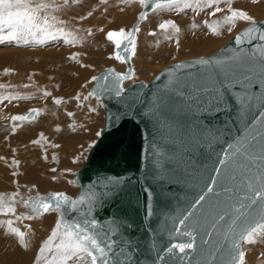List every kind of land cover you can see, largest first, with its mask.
<instances>
[{"label": "water", "instance_id": "water-1", "mask_svg": "<svg viewBox=\"0 0 264 264\" xmlns=\"http://www.w3.org/2000/svg\"><path fill=\"white\" fill-rule=\"evenodd\" d=\"M165 2L170 0H146L127 39H122L119 31L109 30L106 33L107 37L109 32L116 33L111 39L114 43L113 55L116 59L119 56L117 60L125 63L126 68L123 72L102 70L97 77L107 73L132 75L130 52L135 29L146 19L147 12L154 10L158 3ZM262 24L264 20L245 25L207 56L166 65L147 83L139 81L128 84L124 87L128 90L127 95L122 99L116 98L114 92L104 94L94 83L91 92H100L104 107L102 133L76 174L80 190L75 196H68L70 200L77 201L76 210L72 212L70 205H62L64 214L82 220L83 214L87 213L88 219H96L103 227L113 231L117 230V225L130 224V228L120 227L116 238L132 242L134 251H129L127 245L123 249L132 258L131 264H181L178 250L171 255L166 252L171 244L190 242L191 238L184 235V232L191 229L187 225H180L179 220L205 189L206 181L215 175L214 168L218 166V159L224 157L222 150L227 149V144L242 141L253 132L264 131V120L259 117L264 112V85H261L258 78L260 65L256 64L255 72L250 74L251 82L246 88L233 80L223 89L225 108L228 111L218 115H204L203 110H198L195 105L189 109L183 104L182 97H176L179 91L177 86L181 81L196 75L197 69L213 76L220 71V67L214 64H197L200 60L238 64L239 60L234 58L241 52L251 55L250 49H255L259 41L249 45V38L241 34L248 28H257ZM237 36H241L243 48L234 43ZM255 51L258 53L259 49ZM188 64H196V68L176 67ZM169 97L174 98L176 103L167 106L154 103L159 98L167 101ZM133 99L135 103H131ZM240 112H243V116L239 115ZM224 121L228 122L231 131L220 136L216 129H222ZM205 127L207 131L202 130ZM115 177L121 179L123 190L117 196L102 200L101 186L110 183L106 178ZM145 190L152 193L150 201ZM81 198L84 201L82 204L79 203ZM147 202L151 203L153 209L150 217L145 214ZM245 211L255 218L254 223L246 225L243 219L235 224L231 221L227 224L221 222L220 230L214 238V264H237L239 242L253 226L263 222L257 211ZM197 215L201 216L202 212ZM202 233L203 228L199 233H194L196 249L188 250L183 264H203L205 259H213L207 256V252L199 251V237Z\"/></svg>", "mask_w": 264, "mask_h": 264}, {"label": "rangeland", "instance_id": "rangeland-1", "mask_svg": "<svg viewBox=\"0 0 264 264\" xmlns=\"http://www.w3.org/2000/svg\"><path fill=\"white\" fill-rule=\"evenodd\" d=\"M111 1L112 0H110L108 4H103L99 2V0H95V3L87 8L89 9L87 10L84 0H29L30 6L32 7H35L37 4L49 5L47 10L39 13V15L42 18L47 16L50 27L48 28L47 35L38 32L36 36H29L27 39L30 41L46 40L47 43L37 44L33 42L25 45L21 41L20 45H17L15 42H6V34L0 33V35H5V42H0V237L2 238L7 235V230L9 232L13 231V220L18 221L25 219V224L19 223L20 225L18 224L16 228L20 231L25 230L26 242H32V239L37 235V230L35 231V228L30 226V222L32 221L31 223L34 224L38 219L47 214L53 219V217H58L57 212L54 210L44 215L32 213L29 209L26 212H22L23 215L21 214L20 216L17 208L25 202L28 203V201L29 204H34L35 201L40 198L46 199L49 192L66 193L73 196L78 191L79 186L76 185V173L83 166L85 162L84 158H86L88 150L99 138L103 128L104 113L103 104H101L102 101L98 99L101 107L99 108L97 107L96 96L89 95L91 93L90 89L94 84L91 78L97 76L102 70H114L116 64L122 63L114 58V45L106 38V33L104 34L101 31L106 25L108 26V24L112 25L115 23L112 22V20L117 10L119 13L122 11L124 5L136 0ZM137 1L140 2L141 7L136 16L134 15L135 17L133 18L135 19H132V21L128 20V22L120 25L118 28L109 26L110 29H116L115 31L124 30L123 39L129 37L133 22L139 17V13L143 9L142 7L146 5L145 0ZM244 2L248 3L246 1ZM182 3L185 2L179 0L176 4L163 3L161 7L166 5V12H169L166 16H171L170 19H172L179 11L183 10L182 8L177 9V5L180 7L179 4ZM261 3L256 4L258 12L250 15L255 22L264 20V11H262L264 10V2ZM101 4L105 6H100ZM112 4L117 7L114 5L112 7ZM240 4L243 3L240 2ZM97 5L100 7V10H96ZM209 7L212 8L211 6ZM104 8H108V12L107 10L104 11ZM130 8L131 6H128L127 10ZM228 8V12H230V9H233L230 8V6ZM244 8L245 7H243L242 10H244ZM111 9L113 11H111ZM177 23L176 26L179 25V23ZM240 23L242 26L238 24L230 29V31L228 30L220 33L217 37L214 36L216 39L214 38V41L211 42L212 44L208 46V49L186 46L178 48L176 55L165 59V61L163 60L161 64H155L150 68L151 70L149 69L146 71L147 73L143 71L144 69L140 64L143 59L141 56L145 54V52L143 46L141 49L139 41L142 38H149V36L153 34L154 25L149 24V22L142 24V27L140 26L138 30V37L141 36V38L139 41L137 40L138 47H135V55L133 63H131L133 76L134 73L138 76L141 70L146 74L143 75V77L132 80V82L143 81L147 83L159 70L168 64L184 59L207 56L213 53L230 39L234 35L233 33L249 24V22L246 21H241ZM97 24L99 26H97ZM103 24L106 25L104 26ZM163 35L172 42L175 39V33H169L168 30L164 31ZM53 36L56 37L55 40L52 39ZM93 43L95 44L94 46L98 48L97 51H95V47L93 50ZM204 43H206L205 40H203V44ZM91 46L92 49L90 51ZM198 47H200V45H198ZM58 72H62L63 74H59ZM63 76L67 78V81L61 78ZM71 79H74L76 83ZM74 84L76 86H74ZM30 89L33 90L30 91ZM76 93L80 97L79 101H77L79 103H75V98L78 97ZM51 95L53 96L51 97ZM90 96L94 99L92 98L89 103L84 104L85 99L90 98ZM60 100L64 105L53 107L56 101ZM95 104L96 106L94 107ZM80 107H83V109ZM89 108H93L95 111H89ZM29 112H31L32 115L34 112V115L29 116ZM35 113L39 115L38 118ZM16 117H22L23 119H16ZM97 133L100 134L97 135ZM46 182L47 184L66 183V186H70H68L67 190L72 191V189H74L75 191L73 193L67 190L65 192L63 190L44 188H40L41 191L40 189L37 190L39 183L44 184ZM26 207L29 208V206ZM15 209H17V213ZM56 225L57 223L53 225L48 236L56 232ZM62 232L63 231H57L55 233V243L53 241L52 244L44 242L47 250L46 252H49L46 253L47 257L48 255L51 258L56 256V250L59 248V243H61V237H63ZM18 233L12 232L9 235L16 238ZM34 233L36 234L34 235ZM27 236H30L29 240H27ZM250 238V241H252L251 243L244 242L243 244V241L241 242L239 252H243L244 255H249L250 251L248 248H254V250L251 249L253 252L250 254L254 255L255 253L256 255L247 257L246 261H248V263L246 264H257L259 259L257 260L256 257L260 258L259 254H264V239L262 240L261 237L255 235ZM44 240L46 241V237L43 238V241ZM41 242L42 240L40 239L39 249L34 254H31L28 264H38L42 260L41 255L44 253V248L42 246L44 245ZM255 242L258 243L256 244ZM53 244L55 246H51ZM255 248L257 249L255 250Z\"/></svg>", "mask_w": 264, "mask_h": 264}, {"label": "snow or ice", "instance_id": "snow-or-ice-1", "mask_svg": "<svg viewBox=\"0 0 264 264\" xmlns=\"http://www.w3.org/2000/svg\"><path fill=\"white\" fill-rule=\"evenodd\" d=\"M218 2V0H213ZM264 0H252V4H260ZM171 4L177 3V0H170ZM49 5L37 4L35 7L30 6L29 0H0V33L6 34V42H15L20 45L21 41L27 45L29 43L45 44L46 40L30 41L29 36H36L38 32L48 34L47 16L43 18L39 15L45 12ZM219 11V9H217ZM231 16L227 17L229 23L242 20L255 24L253 17L243 10H231ZM160 28H165L161 24ZM256 33V35H253ZM124 33L121 31L120 35ZM115 32L108 33V39L115 36ZM241 36L249 38L248 44L253 41H259L255 49H250L251 55L244 52L234 58L239 60L238 64L226 61L200 60L197 64L209 65L214 64L220 67V71L215 75L200 72L197 69L196 75L191 79L181 81L178 84L179 91L176 97L183 98V104L191 109L195 105L198 110H203L202 114H215L226 112L223 89L228 83L235 80L237 84L247 87L251 82V75L255 72V65H260L258 78L261 85H264V24L257 28H248ZM241 36H237L234 43H238L243 48ZM56 39L55 36L52 37ZM0 42H5V35H0ZM119 41L117 44L119 45ZM131 43V41H129ZM127 51V49H125ZM120 57L117 56V59ZM177 68H196V64L177 65ZM131 74L119 75L107 73L103 76H93L92 81L98 85L101 92L109 94L114 92L118 99L127 95V89L121 86V82L129 79ZM111 80V83H108ZM105 81V83H100ZM97 99H101L100 92L90 93ZM59 103V101H56ZM135 103V99L131 101ZM157 106L163 104L176 103V100L169 97L167 101L159 98L154 102ZM243 104V101H241ZM207 105V107H205ZM89 111H95L89 108ZM239 115L243 116V112ZM264 120V112L259 114ZM16 119H23L16 117ZM222 129L217 128L216 132L220 136L230 133L227 121L223 122ZM202 130L207 131L205 127ZM100 133H97L99 135ZM224 151V157L219 158L214 168L215 175H211L206 181V187L186 209V214L182 215L179 220L180 225H187L189 230H185L184 235L190 237V242L174 243L166 249L167 254L171 255L174 251L181 254L179 259L183 264V258L188 255V250L196 249V235L203 228V233L199 237L201 253L207 252V256L213 259H205L203 264H214V245L215 236L220 230L221 222L227 224L231 221L235 224L238 220L243 219L245 224L255 222L254 217L246 212V209L257 211L261 221H264V131L253 132L250 137L244 140H237L235 143H228ZM219 156V154H217ZM110 183H105L100 188V198L114 197L123 190V183L120 178H106ZM146 197L150 201L152 193L145 190ZM54 202V203H53ZM83 198L79 203H83ZM62 205H70V211L75 212L77 201L70 200L64 193H56L47 199H39L35 202L34 211H43L45 213L54 211ZM202 212L201 216L197 213ZM146 217L153 214L152 205L147 202L145 205ZM227 218V219H226ZM71 223H68L59 248L56 250V259L52 264H131V257L124 251L127 245L129 251H134L130 240L121 241L116 237L119 234V228H130V224L122 223L117 225V230L113 231L103 227L96 219H88L87 213L83 214L82 220H76L69 217ZM195 221V223H193ZM11 223V222H9ZM255 229L253 228L252 231ZM179 231V229H177ZM249 235L251 232L248 233ZM22 236V234H20ZM23 241L21 240V243ZM251 243L252 241H248ZM244 253L240 252L241 259ZM163 259V257H158Z\"/></svg>", "mask_w": 264, "mask_h": 264}, {"label": "bare ground", "instance_id": "bare-ground-1", "mask_svg": "<svg viewBox=\"0 0 264 264\" xmlns=\"http://www.w3.org/2000/svg\"><path fill=\"white\" fill-rule=\"evenodd\" d=\"M85 1V5H86V9L91 7L93 5V3H95V0H84ZM97 1V0H96ZM113 1V0H112ZM111 1V2H112ZM118 1V0H117ZM146 1V0H145ZM179 1V0H177ZM184 1L185 3H182V4H179L180 7H178L177 5V9H183L182 11H179L177 13V15H174L172 17V19H170V17H167V13H169L168 11L166 12L167 8L165 6H162L163 3H158L156 8L152 11H149L147 12L146 14V19L143 20L135 29V37L133 39V43H132V47H131V62L133 63V59H134V50H135V47H138L137 43L138 41L140 40L141 36L138 37V30L140 28V26L144 23H147L149 22V24L151 25H154V31H153V34H151L149 36V38H142L140 41H139V45L141 44V49H142V46L144 47V52L145 54H143L141 56V58H143L141 60V66L142 68L144 69L143 71H147L149 70L150 68H152L155 64H161L162 61L167 58H170L174 55H176V52L178 51L177 49L178 48H183V47H196L198 49H208V46H210V44H212L211 42L214 41V36H218L220 33H223L225 31H230V29H232L233 27H235L236 25H241V21L242 20H237L235 22H232V23H229L228 20H227V17L231 16V11L228 12V7L230 6V8H233L231 10H242L243 7L245 12H247L249 15H253V14H256L258 12V9L256 8V4H252V0H220L218 2H213V0H182ZM244 1L248 2V3H245ZM99 2L103 3V4H108V2H110V0H99ZM129 2V1H128ZM240 2H242L243 4H240ZM165 3H170V2H165ZM100 4V3H98ZM145 4V3H144ZM176 4V3H175ZM248 4V5H247ZM262 4V3H261ZM111 5V4H110ZM114 4H112V7H113ZM140 2H138L137 0L136 1H133V2H130L126 5L123 6L122 8V11H120L118 13V10L116 11L117 13H115L114 17H113V20L112 22H115L114 24L112 25H109L108 26L106 25H102L104 28L101 32H103L104 34L107 33L109 30H113V29H110L109 26L111 27H115V28H118L120 25H123L124 23L128 22V20H131L132 19H135L133 17L136 16L137 12L140 11ZM263 5V4H262ZM100 6H105V5H100ZM115 6V5H114ZM128 6H131L130 9L127 10V7ZM170 6V5H169ZM209 6H211L212 8H210ZM233 6V7H231ZM236 6H239V7H236ZM108 7V6H106ZM111 7V6H110ZM117 7V6H115ZM114 7V8H115ZM242 7V8H241ZM262 7V6H261ZM100 7L97 5V8L96 10H100L99 9ZM109 8V7H108ZM108 8L105 9L104 11L107 10L108 12ZM112 8V9H114ZM119 8V7H118ZM143 8V7H142ZM174 8V7H173ZM228 8V9H227ZM111 9V11H113ZM126 9V10H125ZM176 9V8H175ZM217 9H219V11H217ZM82 10V9H81ZM84 10V9H83ZM89 10V9H87ZM103 10V9H102ZM101 10V11H102ZM124 10V11H123ZM264 11V10H262ZM84 12V11H83ZM98 12V11H97ZM230 14L228 15L227 14ZM96 13V11H95ZM141 13V12H140ZM139 13V14H140ZM172 14V15H173ZM135 15V16H134ZM103 16V15H102ZM113 16V15H112ZM95 20V19H94ZM147 20V21H146ZM89 22V21H88ZM179 23L178 26H176V23ZM109 23V22H108ZM177 23V24H178ZM237 23V24H235ZM100 24V23H99ZM128 24V23H127ZM161 24H165V28L161 29L160 28V25ZM181 24V25H180ZM172 25V26H170ZM242 25H243V22H242ZM241 25V26H242ZM97 26H99L97 24ZM128 26V25H127ZM144 26V25H143ZM142 27V26H141ZM99 28V27H98ZM101 28V27H100ZM152 28V27H151ZM95 30V29H94ZM116 30V29H115ZM113 30V31H115ZM118 30V29H117ZM144 30V29H143ZM168 30L169 33H175V39L174 41H170L168 40V38L163 35V32ZM124 31V30H123ZM121 33V31H119ZM145 32V31H144ZM149 32V31H148ZM147 32V33H148ZM237 32V31H236ZM235 32V33H236ZM130 33H131V29H130ZM145 33V34H147ZM233 33V34H235ZM232 34V35H233ZM185 35V36H183ZM121 36V35H120ZM69 37V36H68ZM127 37V36H126ZM107 38V36H106ZM121 38L123 39V35L121 36ZM108 39V38H107ZM216 39V38H215ZM99 40V39H98ZM109 40V39H108ZM138 40V41H137ZM203 40L206 41V43L203 44ZM111 43L112 40H110ZM92 44V43H91ZM96 44V42H95ZM93 43V50H94V47H95V51L98 50V48H96V46ZM114 45V43H113ZM198 45H200V47H198ZM83 47V46H82ZM98 47V46H97ZM108 47V46H107ZM89 48V46H88ZM101 48V47H100ZM99 48V49H100ZM134 48V49H133ZM92 49V46L90 47V51ZM107 49V48H106ZM133 49V51H132ZM92 50V51H93ZM102 51V50H101ZM137 51V49H136ZM133 52V53H132ZM37 54V53H36ZM80 55V54H79ZM78 56V55H77ZM114 56V55H113ZM73 57V56H71ZM115 58V57H114ZM136 58V57H135ZM116 59V58H115ZM76 60V59H75ZM110 60V59H109ZM113 60V59H112ZM117 60V59H116ZM118 61V60H117ZM20 62V61H19ZM31 62V61H30ZM120 62V61H119ZM135 62V61H134ZM73 63V62H72ZM132 63H131V66H132ZM51 65V64H50ZM107 65V64H106ZM136 67V66H135ZM126 68V65L125 63H118L116 64L115 66V71L117 72H123ZM65 69V68H64ZM120 70V71H119ZM151 70V69H150ZM59 71V70H58ZM100 71V70H99ZM141 70V73L137 74L134 73V76H133V70H132V75L129 79H127L126 81L123 82V87H126L128 84L132 83V80H135L137 79L138 77H143V75H145L146 73L143 72ZM43 72V71H42ZM94 72V71H93ZM31 73V72H29ZM34 73V72H33ZM59 73V72H58ZM62 73V72H61ZM59 73V74H61ZM138 73V72H137ZM63 74V73H62ZM136 74V75H135ZM65 75V74H64ZM151 75V74H150ZM62 76V75H61ZM16 77V76H15ZM136 77V78H135ZM26 78V77H25ZM61 78H64L65 81H67V78L66 77H61ZM145 78V76H144ZM143 78V79H144ZM149 78V77H148ZM147 78V80H148ZM150 79V78H149ZM73 82L75 81L74 79H71ZM27 81V80H26ZM70 82V81H69ZM72 82V83H73ZM137 82V81H136ZM18 83V82H17ZM71 83V82H70ZM69 83V84H70ZM76 83V82H74ZM87 83V82H86ZM94 83V82H93ZM22 84V83H21ZM39 84V83H38ZM43 84V83H42ZM41 84V85H42ZM82 85V84H81ZM85 85V84H84ZM26 86V85H25ZM33 86V85H32ZM43 86V85H42ZM74 86H76L74 84ZM83 86V85H82ZM93 86V85H92ZM5 87V86H4ZM46 87V86H45ZM32 88V87H31ZM36 88V87H35ZM92 88V87H91ZM7 89V88H6ZM29 89V88H28ZM40 89V88H39ZM4 90V89H3ZM33 90V89H32ZM30 89V91H32ZM36 90V89H35ZM34 90V91H35ZM91 90V89H90ZM50 92V91H49ZM54 92V91H53ZM23 93V92H22ZM92 93V92H91ZM40 94V93H39ZM42 94V93H41ZM54 94V93H53ZM77 94V93H76ZM53 95H51L52 97ZM76 96V95H75ZM78 97L75 98V103L77 101H79L80 97L79 95L77 94ZM95 96V95H94ZM45 97V96H44ZM55 97V96H54ZM82 97V96H81ZM43 98V96H42ZM59 98V97H58ZM74 98V97H73ZM93 97L90 96V98L88 99H85L84 101V104L86 103H89V101L92 99ZM33 99V98H32ZM52 99V98H51ZM94 99V98H93ZM8 100V99H7ZM58 100V99H57ZM64 100V99H63ZM101 100V99H100ZM66 101V100H64ZM31 102V101H30ZM35 102V101H34ZM47 102V101H46ZM62 101L60 100L59 103L56 102L55 106L53 107H60L62 104L64 105V103H61ZM18 103V102H17ZM25 103V102H24ZM55 103V102H54ZM70 103V102H69ZM79 103V102H77ZM66 104V103H65ZM81 104V103H80ZM103 104V103H101ZM53 105V104H52ZM67 105V104H66ZM65 105V106H66ZM76 105V104H75ZM71 106V105H69ZM96 106V104L94 105V107ZM11 107V106H10ZM74 107V106H73ZM97 107L101 108L100 107V101L97 99ZM103 107V106H102ZM83 109V107H80ZM73 109V108H72ZM6 110V109H5ZM80 110V109H79ZM78 110V111H79ZM22 111V110H21ZM30 113V112H29ZM64 113V112H63ZM103 113H104V107H103ZM36 114V113H35ZM83 114V113H82ZM33 115H34V112H33ZM31 115V116H33ZM37 118H38V114H36ZM33 118V117H32ZM83 118V117H82ZM104 118V116H103ZM1 119V118H0ZM36 119V118H35ZM31 122V121H30ZM46 123V122H45ZM44 123V124H45ZM75 123V122H74ZM80 124V123H79ZM9 127V126H8ZM48 129V128H47ZM74 131V130H73ZM100 132V131H99ZM26 133V132H25ZM102 133V132H101ZM56 137V136H55ZM91 144V143H90ZM93 146V145H92ZM91 146V148H92ZM3 148V147H2ZM90 148V149H91ZM21 149V148H20ZM90 149L88 150L87 152V155H86V158L88 156V153L90 151ZM80 155V154H79ZM86 158H84L86 160ZM74 160V159H73ZM70 162V161H69ZM73 162V161H72ZM36 170V169H35ZM51 170V169H50ZM75 171V170H74ZM77 174V173H76ZM25 175V174H24ZM68 175V174H67ZM33 176V175H32ZM37 177V176H36ZM65 179V178H64ZM63 179V180H64ZM5 184V183H4ZM66 183H39L38 186H37V190L40 189V188H44V189H51V190H63L66 192L67 188L69 185H65ZM26 185V184H25ZM76 185L79 186V184H77L76 182ZM39 187V188H38ZM70 187V186H69ZM71 189V188H69ZM80 190V186L78 188V191ZM41 191V189H40ZM68 192H73L74 193V189H72V191L70 190H67ZM77 191V192H78ZM54 192V191H53ZM14 193V192H13ZM56 193H52V192H49V195L46 196V199L48 197H50L51 195H54ZM77 194V193H76ZM75 194V195H76ZM65 195L67 196H71V195H68L65 193ZM73 195V196H75ZM1 196V195H0ZM5 196V195H4ZM14 197V196H13ZM13 199V198H12ZM41 199V198H40ZM37 201V200H36ZM35 201V202H36ZM9 203V202H8ZM11 203V202H10ZM26 206H29L26 207ZM34 206H35V203L32 204L30 203L29 204V201L28 203L25 202L23 205H21L20 207H18V214L21 216V214L23 215L22 212H26L27 210L30 209V211L32 213H36V214H47V213H51V211L45 213L43 211H34ZM17 209L16 210V213H17ZM61 209V210H60ZM56 212H57V215L58 217H53V219L49 216V214L45 215L44 217L38 219L36 221V223H31L30 222V226H33L35 228V231L37 230V235H35L36 233H34V235L36 237H34L32 239V242L31 241H28V243L26 242V235L24 233V231H20L18 228H16V226L20 223V224H25L24 223V220H18V221H14V227L12 226V230L11 232H9L7 230V235H5L3 238L0 237V264H28L29 261H30V256L31 254H34L36 251H38L39 249V241L40 239L42 240V244L44 246H42L44 248V253L41 255L42 256V260L38 263V264H52V262L56 259V256H53L52 258L48 255H46V253H49V252H46V246L44 244L47 243V244H52V241L54 242L55 240V233L57 231H63L62 234L64 233V231L66 230V226L68 223H71V220L69 219V217H71L72 219H76L72 216H68L66 214H64V211H63V207H59V208H56L55 209ZM18 215V217H19ZM51 215V214H50ZM54 215V214H53ZM55 216V215H54ZM10 217V216H9ZM61 217V219H60ZM57 218V219H56ZM77 220V219H76ZM23 222V223H22ZM264 222V221H263ZM57 223L56 225V232H53L52 235L48 236V234L50 233V230L52 229L53 225ZM261 223V222H260ZM19 224V225H20ZM27 224V223H26ZM259 224V223H258ZM256 224L255 226H253L249 232H251V234L249 235L247 232L243 238L241 239V241L239 242V245H238V249L240 247V244L241 242L243 241V244L244 242H248L251 240V236H258V237H261L262 240L264 239V223H261V224ZM25 227V226H24ZM32 227V228H33ZM33 228V229H34ZM255 229L254 231H252V229ZM2 230V229H1ZM18 233V236L16 238L10 236L9 234L10 233ZM21 232V233H20ZM48 232V233H47ZM27 233V232H26ZM22 234V236L20 235ZM39 234V235H38ZM47 234V235H46ZM33 235V234H31ZM15 236V235H14ZM28 237V236H27ZM46 237V241L44 240L43 241V238ZM58 237V236H57ZM60 237V236H59ZM36 238V239H35ZM62 238V237H61ZM30 239V236L27 238V240ZM259 239V238H257ZM21 240L23 241L21 243ZM57 240V239H56ZM256 241V240H255ZM258 241V240H257ZM260 241V240H259ZM260 242H263V241H260ZM55 243V242H54ZM57 243V242H56ZM256 243V242H255ZM258 243V242H257ZM256 243V244H257ZM255 244V245H256ZM60 245V243H59ZM254 245V244H253ZM51 246H55L54 244L51 245ZM262 246V245H260ZM256 247V246H255ZM55 248V247H54ZM260 248V247H259ZM48 249V247H47ZM251 249L254 250V248H248V250L250 251L249 252V255H244V258H242V262L243 264H246L248 263V261H246V258L247 257H253L254 255H256L254 253L253 254H250L251 252ZM257 248H255L256 250ZM43 250V249H42ZM51 250V248H50ZM256 252V251H255ZM54 254V253H53ZM34 257V256H32ZM40 257V256H38ZM51 259H50V258ZM259 257H256V259L258 260V263L257 264H264V254H259ZM36 258V256H35ZM245 259V260H244ZM37 260V259H36ZM39 260V259H38ZM240 257L238 259V262L237 264H241V261H240ZM254 260H255V257H254ZM250 261V259H249ZM252 261V260H251ZM35 264V263H34ZM37 264V263H36ZM70 264V262H69ZM85 264H87V262H85Z\"/></svg>", "mask_w": 264, "mask_h": 264}]
</instances>
